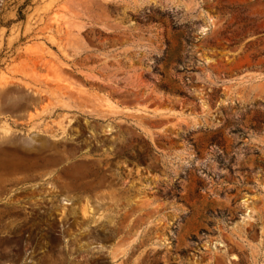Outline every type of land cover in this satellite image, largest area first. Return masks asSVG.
Wrapping results in <instances>:
<instances>
[{"label": "rangeland", "instance_id": "rangeland-1", "mask_svg": "<svg viewBox=\"0 0 264 264\" xmlns=\"http://www.w3.org/2000/svg\"><path fill=\"white\" fill-rule=\"evenodd\" d=\"M0 264H264V0H0Z\"/></svg>", "mask_w": 264, "mask_h": 264}]
</instances>
